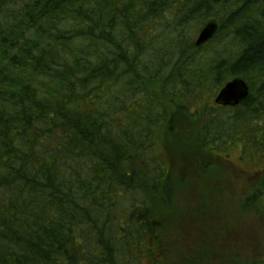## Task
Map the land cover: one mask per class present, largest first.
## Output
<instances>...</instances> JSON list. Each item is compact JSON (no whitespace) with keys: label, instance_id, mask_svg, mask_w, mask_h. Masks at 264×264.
Listing matches in <instances>:
<instances>
[{"label":"trees","instance_id":"16d2710c","mask_svg":"<svg viewBox=\"0 0 264 264\" xmlns=\"http://www.w3.org/2000/svg\"><path fill=\"white\" fill-rule=\"evenodd\" d=\"M208 20L214 46L194 48ZM234 78L250 96L200 112L195 169L233 143L264 162V0H0V264H264V165L241 207L201 200L165 230L161 97Z\"/></svg>","mask_w":264,"mask_h":264},{"label":"rangeland","instance_id":"374dc122","mask_svg":"<svg viewBox=\"0 0 264 264\" xmlns=\"http://www.w3.org/2000/svg\"><path fill=\"white\" fill-rule=\"evenodd\" d=\"M208 21L206 22L208 23ZM205 23H200L190 28L193 31L188 34V40H192L193 45L200 30L205 26ZM219 39L220 36H217L215 41L218 42ZM210 43L206 46H204L205 44L201 45V47L204 46L202 47L204 48L203 50H205L206 47L208 49L212 48L215 42ZM195 46L199 47L195 44L194 48ZM199 50L200 49H198V51ZM224 85L225 84H220L217 87H213V84L212 86L209 85L207 89H204L202 95L199 96L200 98L190 92L183 95L182 97L184 98L161 97L165 116V121L164 123L162 122L161 126L164 125L165 128L167 127L166 129L169 132L164 135L162 132L161 135L156 136L155 150L162 160V167L164 166L165 171L169 170L170 174L168 178L171 185H173V195L170 204L166 205L164 208V211L169 213L170 216L169 214H163L164 221H166L167 225L165 230L170 233L169 236L171 238L176 236V230H181L178 223L182 226L185 225L186 218L185 216H182L178 218V221L173 219L172 213L174 212V209H191L196 206L199 201L205 200V203L212 201L213 207L211 210L214 212L216 211V208H218L217 205H221V207H219L221 211H234L236 210L234 207L238 206V203V207L242 206L243 195L254 183L257 182V178L260 176V174L257 173L263 169L264 162L255 161L253 159L241 161L240 157L243 155L242 146L238 143L229 145L225 151L224 149L214 151L217 154L203 152V160L199 161L197 169L192 166V159L194 156L191 154H194V152L196 153V151L199 153L197 150L198 145L195 144L194 138L196 137L195 135L198 132V129L200 130L201 128L200 119H197V116L199 117L200 112L204 111V107L207 105L211 107L215 106L217 109L219 108L215 99ZM229 107L230 106H228V108ZM192 143L194 146L191 145ZM195 146L196 148H194ZM204 163H206V168L204 167ZM249 175L253 176L249 177ZM188 187L195 189L190 193L187 190ZM215 200H221L225 203L220 204ZM176 204L179 207L175 208L174 206H176ZM239 212L241 211L239 210ZM247 212L248 210L241 212L242 216L240 217V220L244 222L245 219H248L246 222L247 230L253 231L254 225L251 221L252 218L245 215ZM216 221H218L224 228L232 225L228 219L223 220L218 218ZM176 222L178 223L176 224ZM201 222L207 224L210 220L208 218L207 221L202 220ZM211 223L212 221L210 224ZM210 228L211 227H209V229ZM208 233L211 234V232ZM163 242L164 241L157 244L159 246L156 247L155 250L157 254L163 253L158 252L160 250L165 251L161 248ZM181 242L182 239L177 244H173L176 246V250L170 252L166 251L169 257H173V255H170L169 253H180L177 247H181ZM209 244L212 245L215 244V242ZM219 248H222V250L225 251L226 248L229 247L221 244ZM181 251H183V249ZM160 259L163 261V264H167V258L161 257ZM170 260H172V262ZM168 261L173 263L174 258H169ZM224 261L222 255H218L217 252L214 251L213 257L206 261L201 259L199 264H225Z\"/></svg>","mask_w":264,"mask_h":264},{"label":"water","instance_id":"95a60500","mask_svg":"<svg viewBox=\"0 0 264 264\" xmlns=\"http://www.w3.org/2000/svg\"><path fill=\"white\" fill-rule=\"evenodd\" d=\"M215 22H208L199 32L195 44L201 46L212 39L217 31ZM250 96V89L246 81L241 78H234L228 81L219 91L215 102L221 105L236 106L247 100Z\"/></svg>","mask_w":264,"mask_h":264}]
</instances>
